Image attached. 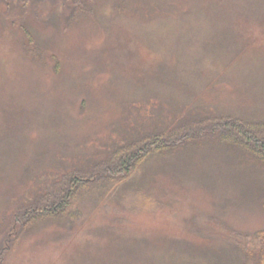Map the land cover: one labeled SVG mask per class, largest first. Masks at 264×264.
<instances>
[{
  "label": "rangeland",
  "instance_id": "1",
  "mask_svg": "<svg viewBox=\"0 0 264 264\" xmlns=\"http://www.w3.org/2000/svg\"><path fill=\"white\" fill-rule=\"evenodd\" d=\"M16 1L0 0V264H219L230 240L257 246L264 165L217 142L150 155L138 189L79 187L78 218L14 215L172 120H264V0Z\"/></svg>",
  "mask_w": 264,
  "mask_h": 264
},
{
  "label": "trees",
  "instance_id": "2",
  "mask_svg": "<svg viewBox=\"0 0 264 264\" xmlns=\"http://www.w3.org/2000/svg\"><path fill=\"white\" fill-rule=\"evenodd\" d=\"M3 1L11 4L10 0ZM256 21H261V19L259 18ZM202 113L196 118H188L185 121L179 120L174 123L172 120L170 123L172 125L169 127H161L155 131L146 132L144 136H137L128 144L117 147L108 162L100 164L95 174L90 173L84 177L73 174L64 175L62 181L51 184L53 186L51 192L40 193L36 195L34 201L23 205L14 215L16 221L21 225L26 220L34 222L42 218H50L51 220L78 218L79 210L76 208V201H72L75 198L76 189L93 185L101 180L95 188L97 190H93L94 192L92 191L93 193L90 194L92 200L97 197V191L105 190L115 179H123L125 176H129V182L132 184L137 183L133 187L138 189L144 174V168H142L144 160H147L150 155L153 157L161 155L160 160L172 161L175 156H171V153L181 147H185V150L181 153L193 152V150H198L197 145L199 144L203 143V146H210L217 142L220 145H225L227 149L231 146L232 149L235 148V155L237 153L242 154L243 160L246 152H249L252 155L247 154V156L264 165V120L249 122L241 117L233 116L231 113L222 112L220 109L210 110V112L204 109ZM0 151L2 152V149ZM33 170H35L34 167L32 171L30 170L31 173ZM131 171L133 174L130 173ZM35 172L36 170L33 173ZM123 187H126V185ZM260 187L264 188V185ZM133 194L138 193L134 192ZM258 195L259 202L264 206V191L259 192ZM144 196L149 199L148 195L145 194ZM254 236L255 242L258 244L253 248H247L246 244L244 245L240 241V238L244 236L238 237L236 241L235 239L234 241L230 240L234 255L225 261L219 262V264H264V230H256Z\"/></svg>",
  "mask_w": 264,
  "mask_h": 264
}]
</instances>
